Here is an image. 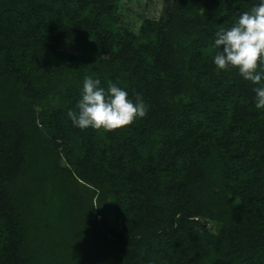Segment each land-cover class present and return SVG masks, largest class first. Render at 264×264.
<instances>
[{
  "label": "trees",
  "instance_id": "obj_1",
  "mask_svg": "<svg viewBox=\"0 0 264 264\" xmlns=\"http://www.w3.org/2000/svg\"><path fill=\"white\" fill-rule=\"evenodd\" d=\"M258 2L0 0V264H264V109L213 62ZM86 75L147 115L75 127Z\"/></svg>",
  "mask_w": 264,
  "mask_h": 264
},
{
  "label": "clouds",
  "instance_id": "obj_2",
  "mask_svg": "<svg viewBox=\"0 0 264 264\" xmlns=\"http://www.w3.org/2000/svg\"><path fill=\"white\" fill-rule=\"evenodd\" d=\"M214 46L217 51L213 62L217 69H237L245 80L256 85L253 88L255 106L264 109V0L241 12L231 27L217 30ZM76 107L77 111L67 113L75 127L106 132L130 126L148 112L141 93L136 92L134 99L129 98L122 87L108 81L105 89L100 79L92 75L83 78Z\"/></svg>",
  "mask_w": 264,
  "mask_h": 264
},
{
  "label": "rangeland",
  "instance_id": "obj_3",
  "mask_svg": "<svg viewBox=\"0 0 264 264\" xmlns=\"http://www.w3.org/2000/svg\"><path fill=\"white\" fill-rule=\"evenodd\" d=\"M163 0H120V23L139 32L147 19H159L163 14ZM67 50H71L66 45Z\"/></svg>",
  "mask_w": 264,
  "mask_h": 264
}]
</instances>
